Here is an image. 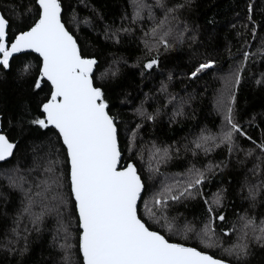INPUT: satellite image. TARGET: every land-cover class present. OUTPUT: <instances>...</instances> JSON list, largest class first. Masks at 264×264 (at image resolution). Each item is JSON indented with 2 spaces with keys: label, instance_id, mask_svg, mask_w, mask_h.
Segmentation results:
<instances>
[{
  "label": "snow or ice",
  "instance_id": "snow-or-ice-1",
  "mask_svg": "<svg viewBox=\"0 0 264 264\" xmlns=\"http://www.w3.org/2000/svg\"><path fill=\"white\" fill-rule=\"evenodd\" d=\"M132 7L133 15L123 18L130 26L121 25L115 31L106 26L105 34L118 42L120 32L132 33L131 25L140 23L145 58L134 66L141 77L160 70L161 50L196 42V33L182 19L191 0H154L151 4L132 0ZM69 23L79 30L81 21L75 14L71 20L65 18L62 0H31L22 9L7 0L0 4V75L23 81L31 91V99L21 104L14 119L5 121L0 116V171L7 187L22 194L17 228L12 230L16 240L7 242L8 250L24 256L30 232L42 231L51 217L55 220L53 244L58 250L52 264H250L254 248L264 249V216L245 209L234 213L235 220L229 219L221 210L223 190L214 194L211 203L204 195L205 183L225 162L203 167L192 164L177 176H166L159 165L171 159L172 146L155 148L151 158L156 163L149 166V178L159 175L163 179L146 184L134 163L143 159L135 151L137 133L126 136L122 148L118 117L111 114L107 82L117 72L100 70L97 57L81 47ZM83 23L90 25L88 20ZM241 27L244 32L237 33L245 37L241 59L219 77L223 88L214 100L222 117L219 131L201 129L189 150L193 156L202 152L207 157L223 147L229 160L239 152L246 158L255 156L249 171L253 176L260 173L261 178L241 189L247 188L244 199L254 209L264 192V138L254 140L236 110L238 86L249 60L264 59V39L256 52L249 50L248 34L255 38L258 28L264 32V24L258 25L253 18L252 0H246ZM33 53L35 65L27 59ZM216 64L207 57L195 59L185 78L196 83L218 71ZM172 79L169 73L168 80ZM256 84L264 87V76ZM167 87L162 82L160 91L176 101ZM191 99L180 98L172 119L184 114V105ZM136 112L142 120L154 121L159 109L148 113L142 103ZM241 139L250 141L252 147L241 148ZM29 149L31 165L21 168L19 158ZM14 160L13 167H4ZM197 198L202 200L203 212L189 219L178 206ZM25 218L31 227L25 225L21 232L19 225ZM21 240L23 247L12 246Z\"/></svg>",
  "mask_w": 264,
  "mask_h": 264
},
{
  "label": "trees",
  "instance_id": "trees-1",
  "mask_svg": "<svg viewBox=\"0 0 264 264\" xmlns=\"http://www.w3.org/2000/svg\"><path fill=\"white\" fill-rule=\"evenodd\" d=\"M4 2L5 0H0V4ZM7 2L19 3L22 9L31 0H7ZM153 2L154 0H146L149 4ZM252 2L253 18L258 25L264 24V0H252ZM62 3L67 20H71L75 14L81 21L79 30L71 23L67 25L77 36L81 47L97 57L101 71L110 68L117 72V76L107 82L111 114L118 117L122 148L125 147V137L132 131L137 133L135 151L142 155L143 159L138 158L134 163L141 170L145 183L156 184L163 179L159 175L149 178L150 165L146 158L149 159L154 148L171 145V159L162 163L160 168L162 173L166 176H176L192 164L203 167L209 162L224 161L226 166L211 175L210 182L204 185V195L209 202H212L215 193L223 190L224 207L221 210L229 219L235 220L234 213L243 212L245 209L257 217L264 216V192L258 197L256 207L249 209V201L244 199L247 188L241 191L245 183L254 184L261 178L260 173L253 176L249 171L256 163L255 156L246 158L243 152H239L234 153L229 160L223 147L216 148L207 157L202 152L198 156H193L189 150L192 148L191 141L201 129L219 131L222 117L215 108L214 100L223 88V81L219 77L227 75L241 59V45L245 37L237 36V33L244 32L241 22L245 17L246 0H191V7L184 11L182 19L196 33V42L191 46L188 43L183 46L177 45L174 50L167 52L161 50L160 70L146 77H141L140 69L134 66L139 59L145 58L143 44L140 41L142 36L140 23L131 25L132 33L120 32L118 42L115 38H107L105 34L106 26L110 27V31H115L121 25L130 26V21L123 18L125 16L130 18L133 15L132 0H62ZM154 11L159 14L158 9ZM101 16L103 19L99 18ZM85 20L90 21V25L83 23ZM209 20H214L215 23L209 24ZM145 23H148L146 13ZM233 23L236 24L235 28L231 26ZM247 39L250 43L249 50L256 52L261 40L264 39V32L258 28L256 37L253 38L248 34ZM35 56L32 54L27 58L33 65L37 63ZM205 57L217 62L218 71L206 75L196 83L187 80L185 73L193 60ZM169 73L173 76L171 81L168 80ZM262 76H264V59L259 57L250 59L236 94L238 119L257 142L264 138V87L256 84V80ZM162 82L168 86V92L176 95V101L169 100L166 94L160 91ZM44 91L47 92V89ZM43 95L44 93L41 94L42 97ZM189 97L192 99L184 105V114L172 119L180 98L188 100ZM30 99L31 91L23 81L7 74L0 75V116L5 121L14 119L20 111L21 104ZM142 103L148 113H154L159 109L154 121L142 120L137 114L136 109ZM138 124L140 128H136ZM239 144L243 149L252 147L251 142L245 139H241ZM177 148L178 153L175 151ZM31 162L32 152L29 149L26 155L19 158V165L25 168L30 166ZM16 163L17 161L14 160L12 164H6L4 167L11 168ZM21 195L18 190L7 187V181L0 171V264H52L53 258L58 255V250L53 244L55 220L51 217L46 219L42 231L30 232L28 251L24 256L10 252L5 246L8 241L16 240L12 230L17 228L16 217L21 207ZM178 208L189 219L193 215L200 216L203 212L202 200L199 198L188 201L186 206L179 205ZM25 225L29 228L31 226L26 218L19 225L21 232ZM12 246L23 247V241ZM217 255L220 254L217 252ZM250 264H264V249L254 248Z\"/></svg>",
  "mask_w": 264,
  "mask_h": 264
},
{
  "label": "rangeland",
  "instance_id": "rangeland-1",
  "mask_svg": "<svg viewBox=\"0 0 264 264\" xmlns=\"http://www.w3.org/2000/svg\"><path fill=\"white\" fill-rule=\"evenodd\" d=\"M154 151H155V148L153 149V152H151L149 159L146 158V161L148 162L149 165H155V163H156V161L153 160V159L151 158L152 155H153V153H154ZM150 162H151V164H150ZM161 165H162V164L159 165L160 168H161ZM176 176H177V175H176ZM158 183H159V181H158L156 184H158ZM26 219H27V218H26ZM30 227H31V226H30ZM225 240H228V239H225ZM218 253H219V252H218ZM219 254H220V253H219Z\"/></svg>",
  "mask_w": 264,
  "mask_h": 264
},
{
  "label": "water",
  "instance_id": "water-1",
  "mask_svg": "<svg viewBox=\"0 0 264 264\" xmlns=\"http://www.w3.org/2000/svg\"><path fill=\"white\" fill-rule=\"evenodd\" d=\"M34 54V53H33ZM36 55V54H35Z\"/></svg>",
  "mask_w": 264,
  "mask_h": 264
}]
</instances>
